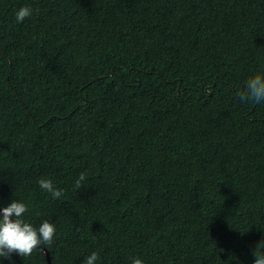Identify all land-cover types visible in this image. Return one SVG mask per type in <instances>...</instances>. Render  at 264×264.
Returning <instances> with one entry per match:
<instances>
[{
  "label": "trees",
  "instance_id": "obj_1",
  "mask_svg": "<svg viewBox=\"0 0 264 264\" xmlns=\"http://www.w3.org/2000/svg\"><path fill=\"white\" fill-rule=\"evenodd\" d=\"M262 71L264 0H0V208L56 224L51 264H254Z\"/></svg>",
  "mask_w": 264,
  "mask_h": 264
},
{
  "label": "clouds",
  "instance_id": "obj_2",
  "mask_svg": "<svg viewBox=\"0 0 264 264\" xmlns=\"http://www.w3.org/2000/svg\"><path fill=\"white\" fill-rule=\"evenodd\" d=\"M33 9L29 6L19 8L15 19L22 23L30 18ZM241 103L249 100L261 103L264 102V71L254 75L246 81L245 91L239 94ZM86 180V174L81 172L75 181V187L80 189L82 182ZM40 188L58 199L64 195L62 189L55 188L53 182L47 178L37 181ZM28 212V205L22 201L13 200L8 206L0 209V259L11 260L15 253L23 258L31 256L34 252L45 251L52 247L56 239V224L50 220L42 221L39 226L24 219ZM254 264H264V238H262L253 250ZM99 254L92 252L84 260V264H96ZM132 264H144L142 258L133 257Z\"/></svg>",
  "mask_w": 264,
  "mask_h": 264
},
{
  "label": "water",
  "instance_id": "obj_3",
  "mask_svg": "<svg viewBox=\"0 0 264 264\" xmlns=\"http://www.w3.org/2000/svg\"><path fill=\"white\" fill-rule=\"evenodd\" d=\"M0 215H2V213H0ZM43 252H44L45 258H46V264H51L50 257H49V254H48L47 250L45 249V251H43Z\"/></svg>",
  "mask_w": 264,
  "mask_h": 264
}]
</instances>
